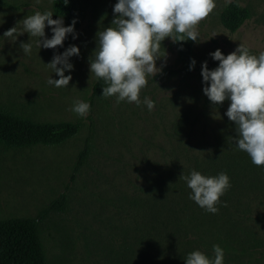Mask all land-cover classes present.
I'll list each match as a JSON object with an SVG mask.
<instances>
[{"label": "rangeland", "instance_id": "rangeland-1", "mask_svg": "<svg viewBox=\"0 0 264 264\" xmlns=\"http://www.w3.org/2000/svg\"><path fill=\"white\" fill-rule=\"evenodd\" d=\"M6 1L9 5L0 7V104L34 120L82 119L83 125L61 144H0V218L43 214L39 228L47 264H185L186 251L210 250L227 227L235 233L228 240L233 264H264V243L254 239V232L264 239V193L238 187L232 199L220 198L219 212L212 214L189 198L191 189L180 179L190 175L197 159L206 160L212 145L232 143L236 136L225 115L230 101L213 105L203 93L201 65L207 61L210 70L216 68L219 62L209 54L220 49L226 56L240 44L250 54L264 52V0H237L251 16L234 31L221 19L231 0H215L216 9L193 42V70L182 68L175 43L166 38L161 47L166 59L157 61L162 73L148 77L140 106L117 103L116 97L93 100L97 77L90 73L89 58L97 48L96 33L111 26L118 0H79L77 38L69 34L57 49H39L38 38L26 32L15 41L3 37L16 25L22 32L18 22L26 16L53 12L54 0ZM45 34L51 38L50 27ZM28 42L32 50L25 54L20 44ZM70 45L79 47L80 56L70 58L68 87L56 88L47 81L59 77L45 64ZM145 97L154 101L153 110L143 104ZM76 100L91 105L87 117L71 111ZM87 138L92 150L78 165ZM253 178L264 179V167H257ZM62 192L65 207L51 208Z\"/></svg>", "mask_w": 264, "mask_h": 264}, {"label": "clouds", "instance_id": "clouds-1", "mask_svg": "<svg viewBox=\"0 0 264 264\" xmlns=\"http://www.w3.org/2000/svg\"><path fill=\"white\" fill-rule=\"evenodd\" d=\"M68 2L64 0L65 5ZM216 7L215 0H118L113 8L111 26L96 33L97 48L89 58L90 73L107 84L103 87L102 97H116L117 103L127 101L140 106V94L148 85V77L162 73L163 66L157 67L158 60L166 59V54L161 56L162 42L170 38L174 43L188 40L198 43L199 25ZM52 17L51 11H37L18 22L23 25L22 32L18 33L16 25L5 31L3 37L15 41L26 32L29 37L38 38L39 49L63 48L69 34L73 39L77 38L76 20L66 27L63 18ZM46 27L51 28V38L46 37ZM20 48L30 54L32 44L21 43ZM209 55L219 64L210 70L207 61L202 63L203 93L213 105L230 101L225 115L235 124L233 142L248 154L254 165L264 167V52L258 56L250 54L249 49L240 44L226 56L220 49ZM73 56H80L76 45L54 54L51 62L45 64L59 77L49 78V85L68 87L72 76L65 72L74 69L70 63ZM195 64V59H191L189 70H193ZM143 104L149 111L155 107L154 101L147 97ZM90 107L89 103L76 100L71 111L85 118ZM180 179L191 189L189 198L212 214L219 212L220 198L231 187L230 178L224 172L218 176H205L193 170L189 176L182 175ZM213 251L214 259L199 250L193 251L186 257L185 264H224L225 253L220 245H213Z\"/></svg>", "mask_w": 264, "mask_h": 264}, {"label": "trees", "instance_id": "trees-1", "mask_svg": "<svg viewBox=\"0 0 264 264\" xmlns=\"http://www.w3.org/2000/svg\"><path fill=\"white\" fill-rule=\"evenodd\" d=\"M5 5H9V3L6 0H0V7ZM78 11L79 0H69L67 5H65L64 0H54L52 18H63L64 26H66L75 18ZM250 16L251 11L249 7L237 0L229 1L221 12L223 24L232 31L239 28ZM175 45L182 68L190 71L189 65L191 59H195L193 41L176 42ZM175 71V69L165 70V72ZM106 86L105 81L96 79L93 84V100L103 98L102 91L103 87ZM82 125V119L74 121L34 120L15 113L10 108L0 104V144H4L7 147L61 144L75 136L80 131ZM91 150L92 143L90 138H87L84 147L79 152L78 165L83 164L88 159ZM205 158L206 160L201 161L197 159L193 165L194 169L205 176H218L221 172L226 173L231 183L230 189L224 195L227 200L232 199L238 193L237 188L242 186L254 187L264 193V179L257 180L253 178L258 166L251 162V158L247 153L238 149L233 140L232 143L227 142L226 145L224 143L212 145ZM194 169L191 168L189 172ZM66 201L67 193L62 192L51 202L50 207L63 209ZM42 219L43 214H39L38 217L12 216L0 218V264H47V255L39 228ZM230 230L232 229H228L227 227V233L224 238H221V242L218 243L225 253L224 264H233V261L236 259L235 250L231 252L228 243V240L235 235L234 231ZM236 239L239 241L237 236ZM254 239L257 240V243H264V239L260 238L256 232H254ZM239 244L243 243L239 241ZM241 246L244 251L243 245ZM197 250L203 252L210 259H214L212 246L210 250L208 247L192 248L185 252L183 260L185 261L189 253ZM238 264L244 263L239 262Z\"/></svg>", "mask_w": 264, "mask_h": 264}]
</instances>
